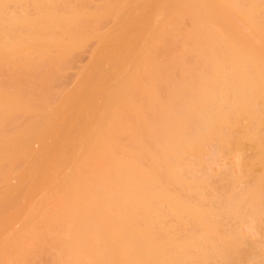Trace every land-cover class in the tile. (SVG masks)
<instances>
[{
  "label": "bare ground",
  "instance_id": "1",
  "mask_svg": "<svg viewBox=\"0 0 264 264\" xmlns=\"http://www.w3.org/2000/svg\"><path fill=\"white\" fill-rule=\"evenodd\" d=\"M0 189V264H264V0H0Z\"/></svg>",
  "mask_w": 264,
  "mask_h": 264
},
{
  "label": "rangeland",
  "instance_id": "2",
  "mask_svg": "<svg viewBox=\"0 0 264 264\" xmlns=\"http://www.w3.org/2000/svg\"><path fill=\"white\" fill-rule=\"evenodd\" d=\"M111 26L112 23H108V25H106L105 28L103 29V33L109 32ZM113 45L114 44H112V46ZM96 48H97V43L96 41H93L84 48L80 49L76 53V56L74 55L73 60L67 70V74L63 79L62 83L58 84L54 88L52 87L49 88L47 90V94L42 96V102H43L42 109L51 112L58 106V104L61 101L69 102L71 96L74 94H77L79 101H88L90 99L96 86L98 85V76L95 75L94 73L101 72L104 64L108 62L107 59L112 57V52L114 51L111 48L104 55H101L99 58H97L95 55ZM72 129H74V127H72ZM25 165H26L25 163L21 162V169L26 167ZM20 171L21 170H17V172ZM33 179L34 178L32 177V174H30L27 177V179L24 181L25 186L23 188V191H29L32 189L31 181ZM43 189L46 191V188ZM24 212H22V215H24L23 214ZM5 216H4L5 219L0 220V227L1 226L3 227V229L1 228L0 233H2L7 229L8 227L7 225H10L11 230L9 231V235L7 237L9 238V236L13 234L15 230H18L19 223L18 225L17 223L14 224L13 227L11 226L15 221V217H16L15 211H9ZM8 218L10 221L6 222L5 220ZM4 224L6 225V227L4 226ZM7 238L6 240L9 239L12 240V238L9 239Z\"/></svg>",
  "mask_w": 264,
  "mask_h": 264
}]
</instances>
